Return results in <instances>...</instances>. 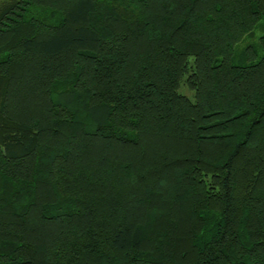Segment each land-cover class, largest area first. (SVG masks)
<instances>
[{
    "label": "trees",
    "instance_id": "1",
    "mask_svg": "<svg viewBox=\"0 0 264 264\" xmlns=\"http://www.w3.org/2000/svg\"><path fill=\"white\" fill-rule=\"evenodd\" d=\"M0 264H264V0H0Z\"/></svg>",
    "mask_w": 264,
    "mask_h": 264
},
{
    "label": "rangeland",
    "instance_id": "2",
    "mask_svg": "<svg viewBox=\"0 0 264 264\" xmlns=\"http://www.w3.org/2000/svg\"><path fill=\"white\" fill-rule=\"evenodd\" d=\"M262 32L257 30L255 32V34L252 37H247L237 48L236 50V56L234 58L233 63H235L236 65L238 64H245L246 62H243L244 60L241 59V53L244 51V49L248 46V45H253L254 47H256V49L259 51V38L261 36ZM261 55V51L259 52ZM180 92L190 98L193 97V93L187 89L186 87L182 86V88L180 89Z\"/></svg>",
    "mask_w": 264,
    "mask_h": 264
}]
</instances>
